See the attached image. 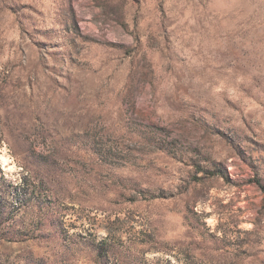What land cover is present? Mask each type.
<instances>
[{"label":"rangeland","instance_id":"rangeland-1","mask_svg":"<svg viewBox=\"0 0 264 264\" xmlns=\"http://www.w3.org/2000/svg\"><path fill=\"white\" fill-rule=\"evenodd\" d=\"M264 0H0V264H264Z\"/></svg>","mask_w":264,"mask_h":264},{"label":"trees","instance_id":"trees-1","mask_svg":"<svg viewBox=\"0 0 264 264\" xmlns=\"http://www.w3.org/2000/svg\"><path fill=\"white\" fill-rule=\"evenodd\" d=\"M263 191H264V188H263Z\"/></svg>","mask_w":264,"mask_h":264}]
</instances>
